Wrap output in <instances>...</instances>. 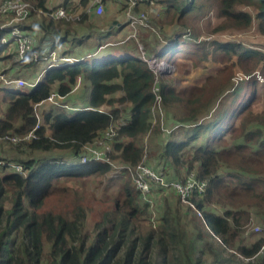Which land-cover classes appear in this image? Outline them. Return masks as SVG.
<instances>
[{
  "label": "trees",
  "instance_id": "trees-1",
  "mask_svg": "<svg viewBox=\"0 0 264 264\" xmlns=\"http://www.w3.org/2000/svg\"><path fill=\"white\" fill-rule=\"evenodd\" d=\"M26 1L33 7L31 19L16 26L31 30L36 42L22 59L15 51L3 53L7 45H0V73L13 79L22 71L34 85L23 91L2 83L0 135L32 130L35 106L52 93L67 96L78 83L88 93L72 112L44 110L35 138L0 144V264H264V235L249 242L245 237L253 215L264 224V45L219 37L251 28L264 37V0H144L145 6L160 4L171 17L168 30L157 27L163 37L154 43L155 32L141 34L147 56L166 55L179 67L221 64L203 72L201 84L178 86L132 58L138 52L134 41H111L100 49L108 31L87 42L94 35L92 22L77 36L74 25L87 21L86 13L76 21L36 18L46 0ZM103 1L105 6L110 0ZM60 4L70 6V0ZM193 10L202 16L215 12L208 36L217 38L200 40L187 26L183 17ZM5 35L0 28V39ZM55 50L74 63L44 65ZM160 119L171 128L168 134ZM110 126H117L110 161L124 167L81 162L83 146ZM143 154L170 178L181 179L183 171L206 182L204 192L189 197L195 234L167 201L160 223L151 225L149 206L140 202L125 168H135ZM88 216L94 221L89 231Z\"/></svg>",
  "mask_w": 264,
  "mask_h": 264
},
{
  "label": "built area",
  "instance_id": "built-area-1",
  "mask_svg": "<svg viewBox=\"0 0 264 264\" xmlns=\"http://www.w3.org/2000/svg\"><path fill=\"white\" fill-rule=\"evenodd\" d=\"M119 1H124L123 3L125 5L124 22L129 29L128 38H136L139 31L144 29L147 30L150 27L146 14L139 8L144 0ZM102 2V0H88L87 3L84 4L83 0H72V3H70V6L68 7L56 6L51 2H46V10L37 9V12L39 15L46 16L54 20L63 19L76 21L83 13L91 12L93 14H101L104 10ZM136 7H138V10H136ZM30 13L31 5L24 0H0V17L3 18L4 16H8L7 19L4 17V22L0 24L1 29L7 30V35L0 39V45L6 43L9 46L13 45L15 50V58L17 59H22L26 53L31 50L32 46L36 42V36L31 30L16 26L17 23H23L24 21H27L30 18ZM140 55L141 54H132L131 56L134 59L142 60V56ZM144 56L145 55H143V57ZM48 57V59L53 60L54 63H74V59L69 57L59 58L54 54L53 51L50 52ZM153 60H156V58ZM147 63L149 64V62ZM157 70L160 71L158 68ZM0 80L6 88L14 90H18L22 88L23 85L29 84L20 78L9 79L2 73H0ZM31 84L34 85V83ZM55 97H59V95L52 93L47 98V101L55 103L53 101ZM61 99H63V96L60 97V100ZM156 100H158V96ZM38 105L39 104H37L35 108H37ZM36 116L37 123L32 130L23 135L2 134L0 135V144H17L22 141H28L35 138L36 129L39 127V123L41 121V117L37 113ZM115 129H117V126H110L108 129L103 131V134L100 135V137H98L94 142L84 145V152L80 155V161L86 162L88 160H92L106 162L111 164L114 169L124 167L118 163L113 164L109 158L110 142L112 137L116 134ZM0 163L4 164L2 161H0ZM8 165L11 170L23 173L19 164L9 163ZM147 167L150 168L149 165L143 162H139L137 166L132 169L130 167H125L131 176L134 186L140 192V200L142 203H146L148 205L151 203L147 197L150 196V193L152 194V187H155L158 189L161 188L176 191L183 202H188L191 207L195 208L194 205L189 201V197L193 193L201 194L204 192L206 186V182L204 180L197 178L193 173H190V176L185 180H179L177 178L168 179L162 177V175L156 170H152V168L148 169ZM255 231H260L264 235V226L256 227Z\"/></svg>",
  "mask_w": 264,
  "mask_h": 264
},
{
  "label": "rangeland",
  "instance_id": "rangeland-1",
  "mask_svg": "<svg viewBox=\"0 0 264 264\" xmlns=\"http://www.w3.org/2000/svg\"><path fill=\"white\" fill-rule=\"evenodd\" d=\"M26 1V0H24ZM103 1V0H102ZM28 2L30 5L31 3L29 1H26ZM124 1H117V6L119 8L120 5H124L123 3ZM70 3H72V0L70 1ZM103 3V6H104V1L102 2ZM140 8V7H139ZM141 9V8H140ZM161 9V6L160 4H157V3H154L151 1L150 5H148V9H141V11H143L147 18H148V22L150 24V27L148 29H150L152 32H155V33H151L150 36H152V40L151 42L154 43V39L158 38L159 35H157V27H162L164 30H168V27L167 23H169V21H171V17H169L167 14L163 15V13H161L162 9ZM33 10V7L31 5V12ZM125 11V9H124ZM105 12V6H104V10L101 14H94L95 16H100ZM124 13V12H123ZM87 14V13H86ZM36 18H39L41 15L38 14L37 12V9L35 11V14ZM125 16V14H124ZM6 19L8 16H4ZM4 17H0V21H2L4 19ZM99 18V17H98ZM157 18V19H156ZM31 19V17L29 18V20ZM152 19L155 27H152V22H150V20ZM183 19H185V21L187 22V26H189L191 29H195L196 32H198V35L200 36V40H212L213 38H217L218 36H208V31L209 29L215 25V23H217V19L215 17V12L214 11H210L209 14L207 15H200L199 11L198 10H193L191 12H188L184 17ZM27 20V21H29ZM70 21V20H68ZM124 25H125V22H123ZM97 24V23H95ZM107 26V25H105ZM126 26V25H125ZM116 27H114L112 30H109L107 33H106V37H109L110 39H114L113 38V35H115L116 31H115ZM126 29H124V33L119 35L115 40H107L108 43L111 42V41H117L118 44H123V45H126L129 41H134V44H136V47L138 48V52H137V55L138 53L141 54L140 56H142V60L144 61H147L149 62V67L153 70V72L155 73L156 76L158 75H161V77L165 78L166 81L170 82L172 85L174 86H178V85H183V84H187L189 82H194L196 84H201L202 83V80L204 79V75L202 74L203 72H213L214 69L218 66H220L221 64L219 63H215L216 65H212L210 63H207L208 65L205 67V63H200L199 65L197 66H194V65H191L190 62H188L186 64V66H183V67H179L177 66L176 64H174V62H171V61H168L166 58L167 56L165 55H159V56H154V55H149V56H146V52L144 50V47L141 43V34L143 33H146L147 30H142V31H139L136 38H128L129 37V31H125ZM129 30V29H128ZM189 31V30H188ZM86 32V31H85ZM83 32V34L85 33ZM97 33V32H96ZM255 33V30L254 28H251V29H248V30H245V31H231V32H227V33H224V34H221L219 35V37H221L222 39H240V40H248L250 42H252L253 44L257 43V44H262L264 45V37L260 36V35H257V34H254ZM154 35V36H153ZM186 35V34H185ZM188 36V35H186ZM128 40H127V38ZM163 37L162 34H160L159 38L161 39ZM123 41V42H121ZM107 43V44H108ZM7 45L6 49L3 51V53H8V52H12V51H15L14 50V46L11 45L9 46L7 43L5 44ZM254 46V45H253ZM143 55H145L143 57ZM154 58H156V60H153ZM42 62H44V65H47L49 62L51 63V61L47 58L45 60H43ZM42 62H40L39 64H37L36 66L40 67ZM59 65V64H58ZM157 68L160 70L158 71ZM201 74V75H200ZM25 76L26 74L22 71H20L17 75L16 78H20L24 81H28L29 84L27 85H23V87L21 88V90L23 91H28L30 90L33 85L31 84V82L34 81V79H31V78H27L25 79ZM9 78V77H7ZM31 79V80H30ZM0 87H2V81H0ZM74 90V91H73ZM71 93H69L67 96H65L64 99H61L60 100V97H55L53 99V102H49L47 101H44L43 103H41L40 107L39 105L37 106V108H35V112L41 117L42 116V113L44 110H47V109H55V110H61V109H65L67 111H71L73 109L76 108V106H78L77 108H80L82 105L84 104H81L80 102L79 103H74L73 104V100L74 99H78L79 101V98L81 100H86L87 99V93L88 91L84 90V88L82 87L81 84L78 83V85L73 89ZM83 98V99H82ZM157 101V100H156ZM81 104V105H80ZM160 105L156 103V108L153 109V114H157V112H155V110L160 109L159 107ZM75 107V108H74ZM76 108V109H77ZM257 108L259 109L260 107L257 106ZM159 114V113H158ZM163 115V110H161L160 112V115ZM158 116V115H157ZM162 121V119H160ZM163 123V132L165 134H168L171 130V128L169 127V125H165V121H162ZM146 138L147 136L144 138V142H146ZM146 157H147V154H143L142 156V159H141V162L146 163ZM112 162V161H111ZM113 164H117L116 162H112ZM149 165V164H147ZM112 166V165H111ZM150 168H152L150 165H149ZM112 168H114L112 166ZM148 168V167H147ZM148 168V169H150ZM154 168H152L153 170ZM155 170V169H154ZM172 172V169L170 168L169 169V173ZM159 174L162 175V177H165V178H168V179H171L170 177H168V174H164V173H161L159 172ZM182 180L184 179H187L190 174H185V172L182 171ZM164 178V179H165ZM179 179V180H181ZM70 186H73L74 187H80L79 184L77 183H69ZM89 187L92 188L94 190V192L96 194H99V190L97 188H95V184L91 181H89ZM156 190H160V194L156 193H150V196L147 197V199L149 200V210H150V223L152 226H156L158 224V222L160 223V215H161V212H162V209H163V204H164V201H167L168 203H170L172 205V208L173 209H177L178 207V210H177V217L179 219V222L182 224L184 223L186 225V228H189V229H192L193 231V234H195L196 230L194 229V227L192 226L191 224V218H190V214L188 212V207L190 206L188 204V202H183L181 200V198L179 197V195L177 194L176 191L174 190H167V189H158V188H155ZM156 197L158 199H156ZM150 198V199H149ZM178 200V201H177ZM141 202V200H140ZM93 223L94 221H92V219L90 218V216H88L86 222H85V230H90L93 226ZM264 224L261 223L259 221V219L253 215V219L249 225V228L247 230V234H245V237L247 238L248 242L252 239H254L255 237H258L260 236L262 233L260 231H255V228L256 227H263ZM251 234V235H250Z\"/></svg>",
  "mask_w": 264,
  "mask_h": 264
},
{
  "label": "crops",
  "instance_id": "crops-1",
  "mask_svg": "<svg viewBox=\"0 0 264 264\" xmlns=\"http://www.w3.org/2000/svg\"><path fill=\"white\" fill-rule=\"evenodd\" d=\"M62 0H46V2H51L53 5H56V6H62L60 4ZM71 1V0H70ZM117 1L119 0H116L115 2L114 1H108L106 3V7H105V12L100 16H95L93 13L91 12H88L86 15H89L88 17V20L83 22V23H75L74 27H76V35L79 36V35H82L83 32H85V27L86 24L88 22H92V24H94V27L91 29L90 32H92L94 35L92 37H89V39H87V42H91V41H95L96 38H97V35L99 34H104L106 31H109V30H112L114 27H116L115 31V35H113V38L114 39H110L108 37L107 40H115L119 35L123 34L124 32V29H126L125 31H129L128 30V27L124 25V20H125V16H124V13L119 11L118 10V6H117ZM105 3V2H104ZM65 7H68V6H65ZM140 8L142 9H148V6H145V5H141ZM99 17V18H98ZM97 23V24H95ZM97 25V26H96ZM107 25V26H105ZM97 32V33H96ZM87 33V31L85 32ZM121 33V34H120ZM106 37V36H105ZM68 40H70V36L68 37ZM118 41V40H117ZM110 44V43H108ZM107 43L104 44L103 46L99 47L100 49L101 48H104L105 46L108 45ZM83 46V45H82ZM82 46H77L76 49L79 50V49H83ZM98 48V49H99ZM99 49V50H100ZM59 52L60 51H57L55 50L54 51V54L56 56L59 57ZM51 62H54L53 60L49 59ZM36 76V75H35ZM4 88H6L4 86ZM74 91V90H73ZM71 91V92H73ZM70 92V93H71ZM65 98V96L63 97V99ZM78 103L79 101L77 99H74L73 100V104L74 103ZM41 104H39V107H40ZM75 108V107H74ZM77 108V106H76Z\"/></svg>",
  "mask_w": 264,
  "mask_h": 264
}]
</instances>
